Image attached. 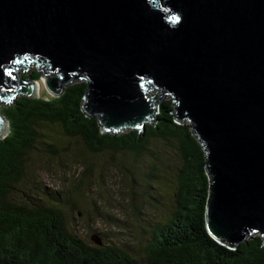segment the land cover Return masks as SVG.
Wrapping results in <instances>:
<instances>
[{"label": "water", "instance_id": "95a60500", "mask_svg": "<svg viewBox=\"0 0 264 264\" xmlns=\"http://www.w3.org/2000/svg\"><path fill=\"white\" fill-rule=\"evenodd\" d=\"M38 66L53 96L86 82L103 132L144 131L150 89L172 98L206 152L209 234L264 246V0H0V100L37 97L12 72Z\"/></svg>", "mask_w": 264, "mask_h": 264}, {"label": "trees", "instance_id": "16d2710c", "mask_svg": "<svg viewBox=\"0 0 264 264\" xmlns=\"http://www.w3.org/2000/svg\"><path fill=\"white\" fill-rule=\"evenodd\" d=\"M37 69L22 79L40 80L44 73ZM85 88L84 80H73L59 96L45 88L37 97L17 95L0 104L9 124L8 134L0 139V264H264L260 235L230 247L209 234L206 152L190 122L178 118L172 98L155 97V120L146 123L144 131L110 133L102 131L97 117L83 111ZM154 141L174 144L181 164L174 209L153 224V236L141 254L108 243L102 233L103 245L83 238L64 210L79 214V188L54 191L36 174L35 154L59 159L70 151L71 142H79L92 155H137ZM109 221L117 224L114 218Z\"/></svg>", "mask_w": 264, "mask_h": 264}, {"label": "rangeland", "instance_id": "374dc122", "mask_svg": "<svg viewBox=\"0 0 264 264\" xmlns=\"http://www.w3.org/2000/svg\"><path fill=\"white\" fill-rule=\"evenodd\" d=\"M33 69L37 68L18 67L12 75L21 79ZM45 78L38 80L41 82L38 96L44 94ZM147 94L153 99L159 97L156 89L148 90ZM3 102L0 100V104ZM154 142L148 151L137 155L127 152L92 155L79 142H71L70 151L59 159L35 154L39 160L38 165L36 160V174L54 191L69 193L73 186L79 188L76 193L79 214L69 212L67 207L64 210L73 218L77 233L83 238L90 241L91 234L100 233L104 241L102 233L108 243L141 254L153 236V224L162 221L174 209L176 174L181 164L174 144ZM111 218L116 219L117 224L109 221Z\"/></svg>", "mask_w": 264, "mask_h": 264}, {"label": "bare ground", "instance_id": "6f19581e", "mask_svg": "<svg viewBox=\"0 0 264 264\" xmlns=\"http://www.w3.org/2000/svg\"><path fill=\"white\" fill-rule=\"evenodd\" d=\"M40 91H41V82H38L35 83V94L37 95L38 93L40 94ZM6 128V130H5ZM2 134L5 135L8 131V125L6 124V122H3L2 124Z\"/></svg>", "mask_w": 264, "mask_h": 264}]
</instances>
